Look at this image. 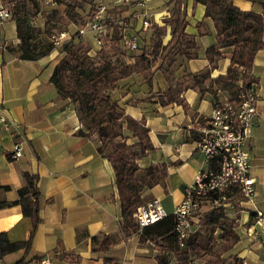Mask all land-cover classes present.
Instances as JSON below:
<instances>
[{
    "label": "crops",
    "instance_id": "crops-1",
    "mask_svg": "<svg viewBox=\"0 0 264 264\" xmlns=\"http://www.w3.org/2000/svg\"><path fill=\"white\" fill-rule=\"evenodd\" d=\"M169 1L126 0L123 4L104 0L107 7L99 6L106 8L107 16L110 8L119 10L129 2H138V6L143 2V14L152 17L145 18L150 27L143 30V18L139 17L132 21L135 32L145 35L155 26L161 28L162 46H167L173 31L181 28L196 43V59H177L171 66L137 70L120 80L110 94L125 116L143 122L148 130L152 149L137 161L138 167L143 170L152 165L166 166L163 183L144 191L143 204L158 200L164 211L172 215L183 200L184 190L205 168L193 137L223 99L219 91L214 99L206 92L207 82L201 90L190 88L185 77L206 73L211 79L224 76L233 48L220 50L221 57L211 68L205 52L216 45V30L213 21L204 17L205 7L194 0H182L175 9L179 22L173 18L169 21L167 12H163ZM232 4L242 12L261 14L264 9V1L233 0ZM7 24H12L13 35L7 38L4 30L0 31V105L15 125V137L12 140L0 131V187L10 188H0V233H5L11 243L29 239L31 222L23 217L20 206L4 205L16 200L25 173L38 178L43 207L30 250L1 260L6 264L23 260L28 264L50 256L56 264H157L159 252L154 243H140L139 233L126 236L113 169L98 154L95 136L76 137L82 126L75 108L70 101L60 99L49 82L54 67L63 58L60 49L37 61L20 60L18 54L7 50L18 44L14 22L0 26ZM43 25L42 22L39 27ZM250 76L258 96V115L245 149L250 154L256 183L255 208L264 215V48L256 53ZM124 135L127 145L137 143L131 132L125 131ZM21 140L25 142L22 157L13 161L9 158L12 144ZM250 208L241 205L232 218L238 241L224 257H236L241 264H264V231L261 226H254ZM170 264H176V260L172 258Z\"/></svg>",
    "mask_w": 264,
    "mask_h": 264
},
{
    "label": "trees",
    "instance_id": "trees-1",
    "mask_svg": "<svg viewBox=\"0 0 264 264\" xmlns=\"http://www.w3.org/2000/svg\"><path fill=\"white\" fill-rule=\"evenodd\" d=\"M29 0L12 2V21L18 44L9 46L7 50L18 54L20 60L37 61L49 55L54 47L50 37L66 32L59 21V11L51 12L43 27L31 24L32 11ZM62 0H52L61 4ZM233 0H194L196 4L205 7V18H210L216 30V45L208 48L205 57L213 68L221 57L220 50L233 48L230 65L224 76L211 79L206 73L201 76L187 75L190 88L202 89L208 83L206 92L216 98L218 91L226 90L231 97L238 91L237 81L241 77L244 87L248 88L254 80L250 76L256 53L264 48V9L261 14L242 12L232 4ZM252 1V0H250ZM177 2L171 0L168 6ZM255 2V1H254ZM178 9L179 4L173 8ZM73 16L71 22L78 26L85 21L75 13V8L68 9ZM177 15L178 13H174ZM120 32L114 26L111 38L105 40L104 48L97 57L87 55L88 49L82 47L75 37H71L60 48L62 60L54 67L49 82L55 87L58 97L68 100L74 106L81 128L76 137H96L97 152L108 160L113 172L120 203V218L126 236L140 234V243H154L159 254L157 264H170L172 258L176 264H189L193 260L205 257L214 258L213 264H241L236 257L223 258V254L236 244L238 237L234 232L235 219L226 217L221 212L206 215L197 229L185 241V248L180 249L174 233V220L171 215L158 223L144 228L141 232L134 223L133 214L146 198L145 190L163 183L166 178V166L152 165L141 170L137 161L152 149L148 138V130L143 122H136L125 116L118 103L111 98V92L117 83L137 72V65L126 62L111 63L108 53L117 55L120 52ZM163 30L153 27L150 38V56L154 62L166 60L171 66L177 59L194 60L197 58L194 38L188 36L180 28L173 31L172 40L167 46H162ZM142 58V57H141ZM162 62V61H161ZM163 68V65H160ZM163 105L166 103H162ZM125 131L132 133L137 143L127 145ZM199 134L193 137L198 140ZM24 185L17 191V198L7 206H20L22 215L31 222L29 239L25 242L11 243L5 233H0V259L7 255L30 250L31 239L41 223L40 210L43 207L40 192L37 187L38 178L25 173ZM8 191L9 187H0ZM217 232V237L214 234ZM218 239L223 242L221 252L213 249V243ZM15 264H27L23 260Z\"/></svg>",
    "mask_w": 264,
    "mask_h": 264
},
{
    "label": "built area",
    "instance_id": "built-area-1",
    "mask_svg": "<svg viewBox=\"0 0 264 264\" xmlns=\"http://www.w3.org/2000/svg\"><path fill=\"white\" fill-rule=\"evenodd\" d=\"M52 3V0H46ZM263 2L264 0H252ZM120 3L126 0H119ZM12 2L0 0V24L12 19ZM143 6L144 3L140 2ZM106 8L97 7L89 21L76 29V41L88 42L87 55L97 57L104 48L105 40L110 39L114 26L120 32L121 48L127 51L139 49V38L134 31L132 21L120 22L110 20L106 16ZM142 29L150 27V22L142 16ZM34 27H39L34 18L31 19ZM91 42H89V39ZM71 39L68 32H61L50 37L54 50ZM238 91L231 97L228 91H219L223 95L221 102L216 104L205 124L198 130L199 139L197 148L205 161V168L195 175L191 184L184 190L183 200L176 205L172 217L174 233L180 249L185 248V241L198 227L200 221L212 212H221L228 218L236 217L241 205L251 206L249 212L255 218L254 226H261L264 231V215L255 208L257 192L255 179L251 174L252 165L245 144L251 137V130L258 115V96L254 90V83L244 87L241 77L237 81ZM14 123L8 119L0 105V131L9 135L12 140ZM24 141H14L9 154L11 160L22 157ZM169 215L164 211L158 200H151L139 206L133 214L134 223L141 232ZM0 264L2 260L0 259ZM28 264H56L50 256L34 259ZM189 264H192L190 262Z\"/></svg>",
    "mask_w": 264,
    "mask_h": 264
},
{
    "label": "rangeland",
    "instance_id": "rangeland-1",
    "mask_svg": "<svg viewBox=\"0 0 264 264\" xmlns=\"http://www.w3.org/2000/svg\"><path fill=\"white\" fill-rule=\"evenodd\" d=\"M7 2L9 0H6ZM16 1H24V0H16ZM182 4V0H177V2L171 4L170 6H165L163 12H167L166 16L169 17L168 20H173L172 21H177L179 22V17L176 16L172 12V8L174 5ZM126 4V3H123ZM28 5L32 11L33 18L36 21L37 26H39L42 22H45V18L53 11H59V21L61 22V27L63 30L68 32L71 37L76 35V29L79 28L80 26L78 24H74L71 22V16L72 13L69 12V8H75V13L82 18L84 21H89L92 17L93 12H97V7L99 5H104L107 7L108 3H105L104 0H62L61 4H56V2L52 3H47L46 0H29ZM137 6V7H136ZM145 6L139 5L138 2H129V5H121L117 9H112L110 8L109 12L107 13V20H118L120 22H125L131 17H136V16H142L143 11L142 8ZM141 7V8H140ZM137 8H140L137 9ZM81 14L84 15V17L81 16ZM139 16V17H140ZM146 17H150L147 15ZM165 17V16H163ZM12 24H7L6 26H0V31L4 30L5 35L7 38L8 36L13 35V28ZM156 27V26H155ZM153 33V28L145 35H140L137 33V36L139 38V49L137 51H127L123 48H121L120 45V52L117 53V55H113V53H108V57L111 60V63H119L121 61L126 62L128 64H134L136 63L137 69H143V68H149L150 66L156 67L163 65L167 66V61L166 60H158V62H154L153 58L149 55L150 54V38ZM88 42H82L81 45L85 49H88ZM142 57V58H141ZM162 61V62H161ZM127 143V141H126ZM217 237V232L214 234V238ZM223 245V242L216 239L215 242L213 243V249L217 252H221V246ZM226 254V253H225ZM223 254V258L224 255ZM172 260V259H171ZM214 258L210 257H205L201 260H193L192 264H213ZM2 264H6L4 261H2Z\"/></svg>",
    "mask_w": 264,
    "mask_h": 264
}]
</instances>
